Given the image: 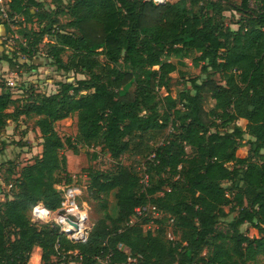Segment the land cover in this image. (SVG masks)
Listing matches in <instances>:
<instances>
[{"label":"trees","instance_id":"obj_1","mask_svg":"<svg viewBox=\"0 0 264 264\" xmlns=\"http://www.w3.org/2000/svg\"><path fill=\"white\" fill-rule=\"evenodd\" d=\"M201 1L69 0L54 15L39 0L0 2L6 37L0 61L25 67L22 57L31 58L47 37L59 71L87 76L74 74L60 81L58 92L30 95L18 105L11 90L0 86V129L8 120L37 118L43 139L41 154L21 168L12 192L0 199V264H28L35 247L43 264H64L68 256L78 264H256L264 256V0ZM224 11L245 15L236 30L226 24ZM60 13L75 32L55 28ZM19 18L46 23L34 30L19 22L24 40L10 52L5 44ZM185 58L205 78H190L177 102L169 92L170 74L180 72ZM125 86L133 93H122ZM74 113L76 140L55 127ZM79 143L101 147L117 161L112 172L91 173L88 191L101 201L103 215L85 242L31 216L37 202L51 210L60 206L56 184L76 183L64 149L76 152ZM246 145L253 158L243 155ZM131 147L146 158L143 176L120 162ZM112 190L116 216L103 200ZM146 204L157 206L161 218L147 215L131 223L135 208ZM230 213L227 229L220 230ZM168 219L180 230L178 239L167 236ZM150 222L154 231L144 228Z\"/></svg>","mask_w":264,"mask_h":264},{"label":"rangeland","instance_id":"obj_2","mask_svg":"<svg viewBox=\"0 0 264 264\" xmlns=\"http://www.w3.org/2000/svg\"><path fill=\"white\" fill-rule=\"evenodd\" d=\"M39 1H43L44 9L54 15L56 10L66 5L69 0H62V4L53 0ZM234 1L240 2V0ZM205 2L206 0L201 1V3ZM251 6L255 7V3L252 2ZM35 11H37V9L33 8L32 12ZM223 14L226 24L235 30L238 28L237 21L245 17V15L239 11H224ZM58 18L60 22L55 28H61V31L75 32L74 29L66 26L68 21L67 15L60 13ZM14 22L15 25L11 24V26L13 25L12 27L16 32L10 35L5 44L7 48L9 47L10 52H12L13 48H19L20 42L24 40L22 37L23 35L21 33L18 34V30L20 29L19 22H25L24 26L26 25L27 28L32 27L34 30H40L46 23V21H43L40 24L36 18L32 22L24 21L23 18H19ZM48 44L49 39L44 37L43 41L38 46V50L31 58L27 59L26 56H23L22 61L27 64L25 67L14 69L7 67L8 69L0 70V86L4 84L11 90L13 98L16 99L15 105L26 102L30 95L36 97L43 93H56L60 90L61 80L74 77L75 73L73 71L65 73L57 69L55 60L49 56ZM69 54L70 52H65L63 58L67 60ZM184 61V65H179L180 72L177 70L170 74L169 92L177 102L180 100L181 91L190 88V78L197 77L200 81L205 78V74L201 72L200 66H195L190 58H185ZM75 75L77 78H87L83 73H76ZM213 78L218 82H222L219 74H214ZM126 91L133 93L134 88L125 86L121 89L122 93ZM161 93L163 95L168 94L165 88L161 89ZM36 119L37 118L21 117L17 122L8 120L5 129H0V199H3L6 193L12 192V186L21 168L26 164L32 163L33 160L41 154L43 139L36 124ZM55 127L62 137L70 136L73 140H76L78 133L77 114L74 113L56 121ZM170 130V127L166 128L163 131V137H166ZM249 138L250 136L246 135V140ZM242 152L244 156L253 158V153L250 151L249 145L244 146ZM64 153L67 156V171L74 176L76 184L83 189L82 194L78 198V202L81 209L87 214L88 222L92 227L93 224L102 217L103 208L100 204L101 201L93 198L88 191L91 185V173L112 172L117 166V161L110 156V153L104 151L101 147L82 143L78 144V150L76 152L66 147ZM145 159V156L136 154L134 148L131 147L121 156L120 162L127 168L135 169L140 176H143L144 170L146 169ZM228 165L232 166L231 163ZM152 176L154 179L158 178V175L154 171ZM225 185L229 186V183H225ZM103 200L106 202L107 208L112 216H116L118 206L115 198V190H112ZM225 210L228 212L229 206H226ZM234 214L235 213H230L228 217L222 219L219 224L220 230L227 229L228 222ZM158 217L161 218L160 215ZM144 228L154 231L156 225L150 222L145 225ZM241 230L245 232L247 230V225H243ZM166 231L169 239H178L180 237V230H178L169 219L166 222ZM125 250H127L126 247ZM41 253V248L37 249L35 247L31 253L28 264H43ZM74 258L68 256V258H63L62 260L64 264H78L79 262L77 260L75 261ZM38 259H40V261H38ZM53 259H56V257H53ZM246 264H253V261H247ZM256 264H264V256L259 255Z\"/></svg>","mask_w":264,"mask_h":264},{"label":"built area","instance_id":"obj_3","mask_svg":"<svg viewBox=\"0 0 264 264\" xmlns=\"http://www.w3.org/2000/svg\"><path fill=\"white\" fill-rule=\"evenodd\" d=\"M153 1L158 4H162L166 0ZM0 2L3 1L0 0ZM3 12L4 17L8 19L7 12L4 9ZM14 18L9 19V22ZM143 181L145 184H147L148 175H145ZM56 187L61 192L62 196L60 206L56 210H51L47 208L42 202H37L34 204L31 210L32 220L38 224L54 222L60 226V232L64 233L70 240L74 242H85L89 236L91 226L88 222L87 214L81 209V206L78 202V198L83 191L82 187L77 185L75 182L70 184L58 183L56 184ZM60 210H63L64 213H59ZM161 213L162 212L157 208V206L152 204L138 206L135 208V213L131 217L130 222L132 223L137 221L147 215L158 217ZM59 246L60 243L58 242L56 247L58 248ZM100 261L102 264L107 262L104 259H100Z\"/></svg>","mask_w":264,"mask_h":264},{"label":"crops","instance_id":"obj_4","mask_svg":"<svg viewBox=\"0 0 264 264\" xmlns=\"http://www.w3.org/2000/svg\"><path fill=\"white\" fill-rule=\"evenodd\" d=\"M33 10V9H32ZM5 36H4V27L3 25H0V43H1V40L4 39ZM4 50V47H2L0 45V54L2 53V51ZM9 68V65L6 61L4 60H1L0 61V70H5V69H8ZM37 249H40V247H36Z\"/></svg>","mask_w":264,"mask_h":264},{"label":"water","instance_id":"obj_5","mask_svg":"<svg viewBox=\"0 0 264 264\" xmlns=\"http://www.w3.org/2000/svg\"><path fill=\"white\" fill-rule=\"evenodd\" d=\"M59 213H61V214H62V213H64V211H63V210H60V211H59ZM64 226H65V225H64ZM65 227H66V226H65Z\"/></svg>","mask_w":264,"mask_h":264},{"label":"bare ground","instance_id":"obj_6","mask_svg":"<svg viewBox=\"0 0 264 264\" xmlns=\"http://www.w3.org/2000/svg\"><path fill=\"white\" fill-rule=\"evenodd\" d=\"M38 261H40V259H38Z\"/></svg>","mask_w":264,"mask_h":264}]
</instances>
